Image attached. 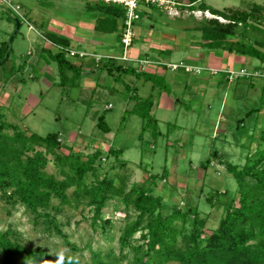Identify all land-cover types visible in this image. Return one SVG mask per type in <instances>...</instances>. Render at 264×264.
Segmentation results:
<instances>
[{"label":"rangeland","instance_id":"rangeland-1","mask_svg":"<svg viewBox=\"0 0 264 264\" xmlns=\"http://www.w3.org/2000/svg\"><path fill=\"white\" fill-rule=\"evenodd\" d=\"M18 1L20 3L23 1L25 4L24 1L29 0H10L13 5ZM204 1L212 8L224 10V12L230 8L254 10V14L264 18V0ZM43 2L48 0H41V3ZM176 6L172 4L170 8L165 9L156 6L139 8L140 18L134 22V26L150 27L149 18L152 15L161 14L160 22L168 21L169 28L173 27V33L178 32L181 37L179 48L172 50L169 55L161 54L160 58L164 59L163 63L188 64L190 62L187 60L189 48L181 42L185 35L183 28L191 29L192 35H190L194 41L190 40V42L199 45V33L192 28L203 17L214 16L210 12L192 11L185 6L183 7L187 9H182L181 13ZM8 10L10 6L0 1V45L4 41L8 42V50L11 49L8 59L0 63V105L8 120L42 136L49 132H58L61 151L64 153L79 151L86 155L97 148L101 149L102 156L105 158L101 159L99 164L103 166V170L109 169L112 175L116 173L124 175L127 187L134 182H143L151 186L155 193L162 195L166 205L168 200L178 201L183 196L198 198L200 209L213 211L207 223L208 226L216 225L221 208L210 209L206 194L211 191L210 189L216 188L221 191L227 190L228 195L232 196L236 189V180L211 153L217 151L219 155L222 154L232 163L243 165L248 158L247 155H252L255 149L261 146L257 136L264 130L262 104L264 89L261 90L264 81L254 80V89L248 90V83L245 80L218 84L222 80L223 72L211 74L208 70L202 69L197 73L191 68H189L191 71H185L182 67L172 70L164 65L166 67L164 69H167L165 76L149 75L146 71L144 74L142 72L141 74H124L121 71L112 70L113 73L110 74L100 67L88 74L87 78L92 81L87 84L79 65L73 70L65 69L64 76L59 73L56 61L51 60L48 56L49 52L43 50L42 45L39 49H35L38 45L35 44L38 35L29 22L21 20L19 30L15 32L16 25L8 17ZM11 12L15 14L12 10ZM167 16L170 19H176L173 16H181V19L177 18L172 24ZM219 20L226 21L221 17ZM121 21V19L117 20V28L113 31L116 39L114 41L112 39L111 44L114 50L110 51L114 53L105 52L107 54L119 55L122 52V46L117 37ZM260 26L264 27V24L261 23ZM166 31L172 33L167 28ZM142 34L146 37L144 31ZM252 34L259 33L252 32ZM151 39L153 38L147 41L151 43ZM100 41L102 43H98L97 48L95 47L97 55L103 54L107 47L104 40ZM131 48L147 49L146 44L140 45V41H135L126 52V57L128 55L131 58L135 57ZM99 51L103 53H98ZM64 54L67 55L65 51ZM195 54L198 53L195 52ZM68 57H71L70 61L73 60L74 63L73 57ZM206 57L207 55H199L198 58L204 64L201 67H208ZM112 61L115 65L120 64L124 67L132 65L139 72V65L142 69H147L148 66L133 60L113 58ZM40 62L47 63L48 67L54 69L52 77L41 69ZM256 62V65L260 63V61ZM252 66L247 68L253 69ZM48 76L50 78H47ZM43 78H46V82ZM170 79L183 81V84L179 86L173 83L172 86ZM199 82L208 83V87L202 88ZM160 90L170 91L172 95L174 93L175 96L183 99L170 110L162 108H154V112L151 110L150 114H153L156 122L143 120L135 112L138 96L143 99L151 93L154 104ZM231 91L234 92L229 96L235 95L232 105L229 106L230 113L222 116L221 99L227 100L228 93ZM182 93H184L183 97ZM108 104H110L109 108H107ZM260 105L263 107L261 110H253L249 113L251 109ZM100 115L104 117L110 129L109 132H103L96 126ZM239 119L242 120L243 126H238ZM215 123H217L216 126ZM217 129H219L218 132ZM7 131L11 133L12 130ZM110 147L122 148L123 152L115 157L108 152ZM48 158H50L48 171H53L55 165L52 156ZM208 158L213 163H207ZM122 160L125 161V166L120 165ZM162 173L165 175L164 178H161ZM149 175L152 176L149 177ZM202 182L204 187L200 191L199 186ZM115 201L108 202L103 209L106 216H112L114 219L110 238L103 236L99 229L92 228L91 211L88 206L80 205L77 208L65 206L56 214L63 233L79 248L75 252L69 249L61 236L49 235L42 226L35 225L32 221L33 215L28 213L22 205L16 204L11 207L1 199L0 230L11 228L17 232L18 240L24 246L41 247L51 254L74 255L80 264L89 261L90 249L105 253L112 248L118 256L117 238L125 211L121 209L122 205L114 209ZM54 202L56 203L55 200ZM131 218H134L133 214ZM139 234L140 232H136L133 240H137ZM128 250L129 248L125 247L123 252L128 253ZM120 264H128L127 259H120Z\"/></svg>","mask_w":264,"mask_h":264},{"label":"trees","instance_id":"trees-1","mask_svg":"<svg viewBox=\"0 0 264 264\" xmlns=\"http://www.w3.org/2000/svg\"><path fill=\"white\" fill-rule=\"evenodd\" d=\"M91 1H88L89 9L104 15L99 20L107 23L109 31H114L117 20H122L117 34L120 41L124 27L123 9L115 4ZM190 2L191 5L187 7L191 10L197 6L196 9L218 17H203L192 28L199 33L200 46L244 54L264 63V27L260 26L264 24L263 17L254 14V10L230 8L224 12L204 1L198 4H195L197 0ZM8 14L16 25V16L12 15L11 10H8ZM219 17L226 21L219 20ZM18 20L20 27L21 20ZM252 32L259 34L253 35ZM8 47L5 41L0 45V60ZM50 56L64 76L65 69L73 70L78 66L65 57L63 50ZM8 57L9 54L5 61ZM112 59L93 64L110 74L112 70L124 74H144V71L139 72L132 65H115ZM223 76L228 82L226 75ZM238 80H245L248 84L255 82L247 77H240L235 82ZM136 103V114L143 120L156 122L153 114H150L152 94L143 99L138 96ZM262 104L264 107V100ZM108 105L107 108L110 107ZM263 107L260 105L249 113ZM96 126L103 132L110 131L102 115L98 117ZM238 126H243L241 119ZM8 129L12 130L11 133ZM257 139L261 146L252 155H247L243 165L232 163L217 151L211 153L220 165L232 173L236 189L232 196L228 195L227 190L216 188L207 192L206 201L210 209L221 208L216 225L208 226L213 211L200 209L198 198L183 196L178 201L168 200L166 205L163 196L143 182H134L127 187L124 175H112L109 169L103 170L99 164L105 158L101 149L97 148L86 155L79 151L64 153L58 132H49L44 136L30 132L28 128L9 121L0 105V199L11 207L22 205L33 215L35 225L42 226L49 235L61 236L72 252L79 248L63 233L56 214L65 206H88L92 228L99 229L103 236L110 238L114 219L106 216L103 209L108 202L116 200L113 208L122 205L121 209L125 211L117 238L118 256L112 248L105 253L90 249L89 261L82 264H120V259L125 258L128 264H264V130ZM108 152L118 157L123 150L110 147ZM50 155L55 165L53 171L47 168ZM206 161L209 163L211 159ZM120 165L125 166V161L122 160ZM161 176L164 178V173ZM153 183L156 186L155 181ZM203 187L202 182L199 190ZM132 214L134 218H131ZM136 232H140L139 238L133 240ZM125 247L129 248L128 253L123 252ZM59 256L41 247L24 246L18 240L17 232L11 228L0 230V264H57ZM63 257L59 264H80L74 255Z\"/></svg>","mask_w":264,"mask_h":264},{"label":"crops","instance_id":"crops-1","mask_svg":"<svg viewBox=\"0 0 264 264\" xmlns=\"http://www.w3.org/2000/svg\"><path fill=\"white\" fill-rule=\"evenodd\" d=\"M88 1L90 2V0H48V2L41 3V0H29V1H24L25 4L23 3V1L21 3L18 1V3L16 2V4L20 6L21 13H23L26 19L28 18L27 21L29 22L30 26L33 27V30H35L36 34L38 35L37 36L38 38L35 39V42H36L35 44H38L35 47V49L36 48L39 49L40 45H42L43 50H45L46 52H49L48 56L51 58V60H53L50 54H53L59 51L58 47L60 46L70 49V50H74L75 52H84L90 55V54L97 53V51L95 50V47L97 46L98 43H102L100 40H104L107 47L104 50V53L101 51H99L98 53L107 54L105 52L111 53L112 51L110 50H114L113 44H111L113 43L112 39L113 41L114 39H116L115 34H113L114 32L109 31L107 23L100 22L99 18H102L104 16L103 14L98 13L97 11H91V9H89L90 5ZM174 1H176V4H175L177 5L176 8L180 12L182 11V9L186 10L187 8L185 7L191 5V2H190L191 0H188L187 2H183L184 0H174ZM201 1H204V0H197L195 4H198ZM194 10L201 11L196 8L192 9V11ZM206 12L208 13V11ZM161 17H162L161 14L156 15V16L152 15L148 21L150 27H147V28H144V27L140 28L139 26L135 27L136 34H137V38L135 39V41H138V42L140 41V45L146 44L147 49H142V48L132 49L131 48L130 50L135 57L148 58L152 61L148 63V66H147L148 70L145 68H144L145 70L142 69L141 66L139 65L140 70L146 71L147 73H150V74L165 76L167 69H164V68L166 67L163 65H158L156 62L164 61V59L162 60L160 58L161 54L164 53V54L169 55L170 53H172V50H176L179 48V41H180L179 39L181 36L178 34V32L173 33L174 32L172 30L173 27L171 29L169 28L170 25L168 21L160 22ZM167 17L170 19L169 16ZM173 17H176L177 19V18H180L181 16H173ZM214 17H217V16H214ZM176 19L174 18L170 19L171 20L170 23L174 24ZM98 21L100 23H98ZM166 28L169 31H172V33L166 31ZM183 29H184L183 31L185 32V35L183 36V39L181 40V42L185 44V47L189 48L187 52L188 53L187 60L190 61L188 63L190 65H197V66L204 65L202 64V61L198 58L199 55H207L206 61H207L208 67L212 66L215 68H232V69L236 68L238 69L241 67H250L252 65H253L252 67L264 65V63L262 64L261 62H260L261 64L258 63L256 65L257 63L256 61L259 62V60L252 58L250 56L244 55V54H239L236 52H228L227 50H223V49H208L200 45H195L193 44V42H190V40H193L191 39V35H192L191 29H186V28H183ZM143 31L146 33V37L142 34ZM186 33L188 35H186ZM95 37H97L98 39H96ZM149 38H153L154 40L151 39L152 42L149 43V41H147ZM194 51L197 52L198 54H195ZM88 55L80 57L78 54H76L75 56H72L74 59V63L76 65H80L83 71V74L85 75L87 84H89L90 81H92L90 80V78H87L88 74L91 71H95L94 69L99 68L97 67L98 65H95L96 62ZM65 57L68 58L69 60L71 58L68 56H65ZM101 62H104V60L100 61V63ZM41 66H42L41 69L44 70L45 73L47 72L49 76L52 77L54 75V69H52L51 67H48L47 63H43V64L41 63ZM49 76L47 78H50ZM43 79L46 82L45 80L46 78H43ZM202 79L205 80L206 78H202ZM174 80L175 79H170L172 86H173V83L179 86L183 84V81L181 82V81H174ZM199 83L201 84L202 88L204 86L205 88L208 87V83L206 84L202 82H199ZM221 83H225V84L227 83L224 76H222V80L218 82V84H221ZM253 83L247 84L248 90L254 89ZM194 86H197V85H194ZM153 88L154 86L152 85V89ZM233 92L234 91H231L228 93L227 100L221 99L222 104L220 106H221L222 116L223 115L227 116L230 113L229 106L232 105L235 94L234 95L231 94L230 96L229 94ZM183 96H184V93H182V97ZM181 99L183 98H178L177 96H175L174 93L172 95L170 91L160 90L157 93L156 101L154 98L155 102L152 105L153 107L151 108V110L153 112H154V108H162L165 110H170L174 107V105L177 102L182 101ZM216 125L217 123H215V126ZM218 131L219 129H217V132ZM200 187H201V184L199 188Z\"/></svg>","mask_w":264,"mask_h":264},{"label":"built area","instance_id":"built-area-1","mask_svg":"<svg viewBox=\"0 0 264 264\" xmlns=\"http://www.w3.org/2000/svg\"><path fill=\"white\" fill-rule=\"evenodd\" d=\"M2 2H5L7 5L10 6V10H12L15 14H12L13 16L15 15L18 17L20 20H23L28 23L26 20V17L21 13L20 11V6L18 4H12L10 0H0ZM93 1H98L102 2L105 4H115L120 6L123 9L124 12V19H123V29L121 32V46H122V52L119 55H114V54H90L91 58L96 62L100 63V61H106L109 58H117L121 60H134V61H139L140 63H145L148 64L149 62H152L148 58H138L134 57L131 58L129 55H127L128 49L131 47L133 40L136 37V32H135V27L133 25L134 21L140 18V13L138 12L139 8H142L144 6H156L160 9L162 8H170L172 4H176V1L174 0H93ZM144 4V5H141ZM58 50H63L67 53L66 56H75L78 54L80 57L88 55L87 53L84 52H75L74 50L66 49L64 47H58ZM158 65H163L162 62H156ZM166 66L170 67V69L175 70L178 67L184 68L185 71H191L194 70L195 72L199 73L202 71V69H206L209 71L211 74H215L217 72H223L226 77L228 82H234L236 79L240 77H247L251 78L252 80H262L264 81V66L256 69H249L247 67H241L238 69H232V68H212V67H201L197 65H189L186 63H180V64H175V63H166ZM191 68V70L189 69ZM110 106V104L108 105Z\"/></svg>","mask_w":264,"mask_h":264},{"label":"water","instance_id":"water-1","mask_svg":"<svg viewBox=\"0 0 264 264\" xmlns=\"http://www.w3.org/2000/svg\"><path fill=\"white\" fill-rule=\"evenodd\" d=\"M15 23H16V30H17L19 28V20H18V18H15ZM9 42H11V40ZM8 54H9V50L6 51V55L5 56H7ZM5 58L6 57H4L3 60L0 63L4 62Z\"/></svg>","mask_w":264,"mask_h":264},{"label":"clouds","instance_id":"clouds-1","mask_svg":"<svg viewBox=\"0 0 264 264\" xmlns=\"http://www.w3.org/2000/svg\"><path fill=\"white\" fill-rule=\"evenodd\" d=\"M15 18H17V17H15ZM262 66H264V65H262ZM63 259H64L63 254H60L59 259L57 261V264H59V262L62 261Z\"/></svg>","mask_w":264,"mask_h":264}]
</instances>
